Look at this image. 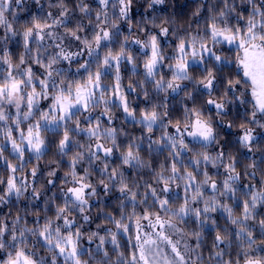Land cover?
<instances>
[{"label":"snow or ice","instance_id":"6c2138e0","mask_svg":"<svg viewBox=\"0 0 264 264\" xmlns=\"http://www.w3.org/2000/svg\"><path fill=\"white\" fill-rule=\"evenodd\" d=\"M22 2L0 0V162L9 173L0 178V205L13 197L39 201L42 196L47 197L45 205L57 199L62 204L56 205L53 217L41 220L37 212L31 227L19 214L10 222L0 219V264H90L84 257L92 254L80 244L82 226L93 219L91 198L101 192L119 196L117 207L100 217L111 227L97 224L88 236L90 244L98 241L99 264H113V256L115 264H195L191 257L202 260L196 250L209 222L215 232V252L209 256L216 264H264V218L257 220L258 209L264 208V181L260 188L241 183L245 176L255 179L256 166L239 172L237 160L225 148L230 142H222L218 133V128L233 127L227 117L229 105L236 104L251 106L245 111L249 118L240 124L241 147L252 152L254 128L264 129V0H197L193 16L198 19L183 29L172 18L153 15L166 0H146L139 23L132 19L136 0H72L71 8L68 0H57L50 5L59 9L55 16L33 17L22 22L21 30L14 26L13 8ZM14 41L22 42L19 55L9 49ZM125 67L137 77L127 86ZM131 93L150 107L137 110L129 102ZM160 93L166 96L159 99ZM181 94L191 103H183L176 118L168 98ZM117 110L147 135L120 141L127 132L114 126ZM157 130L162 131L159 138L153 135ZM145 141L149 154L168 153L158 172L151 159H144ZM213 145L215 151L209 152ZM53 150L49 179L37 188L38 162ZM66 157L63 184L48 195L60 171L52 165ZM33 160L37 164L26 172ZM209 166L223 168L225 178L218 182ZM141 170L154 174V183L145 181L143 193ZM17 173L26 174L17 179ZM181 183L184 199L173 207L172 185L179 188ZM204 188L214 195L205 199ZM237 193L245 197L242 202ZM225 200L239 203L240 214ZM218 210L231 228L221 229L210 215ZM190 217L199 231L179 227ZM121 236L127 237V253L121 251ZM189 237L196 240L195 248ZM233 245L235 252L229 251Z\"/></svg>","mask_w":264,"mask_h":264},{"label":"trees","instance_id":"16d2710c","mask_svg":"<svg viewBox=\"0 0 264 264\" xmlns=\"http://www.w3.org/2000/svg\"><path fill=\"white\" fill-rule=\"evenodd\" d=\"M90 2V0H89ZM57 3V0H40L39 4L35 3V0H23L22 4L14 6L13 12L16 16V22L14 23V26L17 29H21L23 27V23H30L31 19L33 17L37 19H44L47 16L48 12H52L55 16L59 9L57 7H50V5H55ZM146 3V0H136V3L133 5V15L132 19L134 23H139L142 20V17L145 15L144 8L142 7ZM68 6L69 8L73 7L72 0H68ZM199 7V4L197 3V0H166L165 5L158 6L156 13H153V15L158 16L159 19H167L172 18L175 21V27H179L181 29L186 28L189 23H192L195 19H198L197 17L193 16V13L196 11V8ZM95 7L93 8V14L95 13ZM9 19H12V17H9ZM159 19L157 22H159ZM23 22V23H22ZM151 26V25H149ZM59 31H63V29H60ZM123 31L125 34L127 33V28L124 27ZM2 32V30H0ZM20 38L17 37V41H19ZM48 41H46L47 43ZM135 49V46H133ZM9 49L13 52L14 55H19V53L22 51V42H13L9 45ZM74 70V69H73ZM227 74V70H226ZM122 75L124 77L123 83L125 86L130 81H134L137 79V77L132 76L130 72L128 71L127 67H125L122 70ZM105 83H110L109 80H106ZM155 95V93H153ZM166 96L165 93L159 94V99H163ZM159 99L156 101L159 102ZM169 99V110L172 111V114L174 117L179 118L180 110L182 109L183 103H191L190 101H185L184 96L176 95L171 96ZM205 98H202L199 100L200 104L204 103ZM129 102L130 104L135 107L137 110L144 109L145 107H150V105L147 104L143 100V97H137L136 93H131L129 95ZM229 114L227 117V121L233 123V127L231 129L228 128H218V133L223 137L222 142L229 141L230 143L225 144L226 150L229 152L230 155L234 156L235 159L238 162V168L237 170L241 173H244L245 170L251 172L253 171L252 165L255 164V179H248L246 176L242 177L241 183H249L255 186V188L261 187V181H264V129H260L259 127L254 128L253 134L257 137V139L253 142L254 147L252 152H248L247 149L241 147L238 143V137L241 132L240 124L249 117L245 116V111L248 112L251 111V106L248 105L247 108L245 106H241L239 104L236 105H229ZM100 109H97L96 112L93 113V115H96L97 112H99ZM209 113L206 112V115ZM213 115L214 120H219L218 117L214 116V111L211 112ZM114 116L116 119L114 120V126L117 129L124 128L126 129L127 136H125L123 133L120 134L119 140L120 141H127L132 137H139L140 135H147L146 132L142 133L141 126L139 124H135V122H130L125 119L122 111H114ZM249 127H252V125H248ZM102 127L104 125L102 124ZM171 129V128H169ZM162 134V131L157 130L154 132V137L159 138ZM79 139V137H78ZM85 142H87L85 140ZM216 146H210L208 148L209 152H214ZM200 150V149H198ZM8 151L10 152L11 149L9 148ZM7 155V153H6ZM118 155L117 157H114V163L118 164ZM168 153L165 151L163 155H160L156 152H152L149 154L147 150V142L144 143V152L143 156L144 159L148 160L151 159L156 166V171H160L159 165L165 164L166 157ZM55 159L54 156V150L53 152H50L45 158L41 161H39L40 166V172L41 174L38 176V183L35 185L37 188H42L45 184L47 179L49 177L46 175L47 170L49 168V162L53 161ZM12 163H17L14 159L11 161ZM37 162L35 160L32 161L28 165L27 171H30L31 167L35 166ZM68 164V158H64V160L61 162L60 165H52L54 167H59L60 171L58 172L56 179V184L54 186H48L50 191L48 192V195H51L52 193L56 192L58 193L59 189L61 188L63 184V178H64V172L66 171V165ZM87 167V165H84ZM112 166V165H110ZM143 174V179L140 181L141 183V193L145 191L143 188V184L145 181L149 183H154V174H149L147 170H141ZM209 173L210 175H213L214 179H216L218 182L222 181L225 178L223 168L217 170L212 169L209 166ZM9 173L6 171L3 162H0V178H6ZM26 173H17V179H19L21 176L25 175ZM167 175V173H165ZM131 178L133 180L136 179L135 170L131 171ZM95 174H93V180H95ZM29 184H31V179L29 178ZM3 185H0V188H2ZM173 193L175 194L176 199L174 200L173 207H178L184 199V191H183V183H181V186L179 188L176 187V185H172ZM31 189H29L30 193ZM203 191L205 192V199L210 198L213 193L210 192L209 189L204 188ZM244 191H248L247 188L244 189ZM192 195L191 191L189 192V197ZM27 196V194H26ZM119 196V193H113L111 195H105L103 192L100 193L98 197L91 198V203L93 204V207L91 208V216L92 220L89 223H83L82 231L84 232V236L80 241L81 247L88 249L89 252L92 254L91 257L85 256V260H89L90 264H99V261L103 259L102 255H99L96 253V244L98 241H94L93 243L88 242V236L92 231L97 230V224H100L101 226H107L111 227L110 225H105L104 221L100 218L103 213L106 212H112L114 208L117 207V197ZM238 200L242 202V200L245 198L240 193H237ZM47 199L46 196H42L41 200L39 201H33L28 198H21L20 201H16L13 197L7 205H0V219L7 218L10 222L17 214L21 215L22 217L26 218L29 222V226L32 225V221H34L36 217V213H39L40 219L43 220L45 216L47 217H53L55 211H56V205L62 204V201L60 199H57L55 203H52L51 205H45L44 200ZM225 203H228L230 207H233L234 213L236 215H239L242 211V208L239 203L225 200ZM149 205H151V201H149ZM202 207L203 205H195ZM143 206H141L142 208ZM46 208H49L50 210L45 211ZM25 210L27 211V215H25ZM132 208L129 206L128 212H131ZM137 212L140 211V208L136 209ZM259 215L257 216V220L264 218V208L258 209ZM210 215L216 219L218 226L223 229L225 227L231 228L232 226L228 224L226 215L221 212L217 211L216 213H210ZM61 223L62 222H57ZM78 223H82V221H78ZM256 228V231H259V228L256 225H253ZM179 227L181 229H184L188 233H191L193 231H199L200 225L195 222L194 217H190L187 219V223H180ZM104 233L101 232V235ZM121 240L122 248L121 251H129V246L127 244V237H119ZM215 238V232L213 231L211 227V222H209L208 225H205L202 233H201V247L200 249H197L196 251L200 252L202 254V260L195 261V264H216V261L214 259H210L209 254L215 252V249H213V241ZM187 242L192 245L193 248H195L196 240L192 237H189ZM223 247V245H221ZM108 250L111 254V246H108ZM41 253L44 256H48L49 253L44 252L42 249L40 250ZM229 251L235 252V245H233V248ZM195 256V255H193ZM191 257L194 259V257ZM227 259V256L225 257ZM113 264H115L116 257H112Z\"/></svg>","mask_w":264,"mask_h":264},{"label":"rangeland","instance_id":"374dc122","mask_svg":"<svg viewBox=\"0 0 264 264\" xmlns=\"http://www.w3.org/2000/svg\"><path fill=\"white\" fill-rule=\"evenodd\" d=\"M45 104H47L46 101H45V102H42L41 107H44ZM123 115H124V114H123ZM124 117H125L126 120H128V121H130V122H133V121L130 120V118H127L125 115H124ZM168 131H172V129H168ZM253 135H254V134H253ZM254 136H255V135H254ZM182 250H183V249H182ZM193 257H194V259L191 258V260H192V261L196 260V256H193ZM194 262H195V261H194Z\"/></svg>","mask_w":264,"mask_h":264}]
</instances>
